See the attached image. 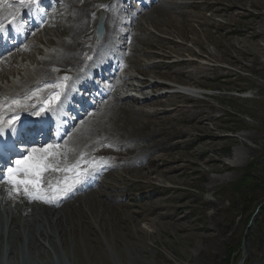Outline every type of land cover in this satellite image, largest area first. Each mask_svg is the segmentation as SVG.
Segmentation results:
<instances>
[{
  "label": "rangeland",
  "instance_id": "rangeland-1",
  "mask_svg": "<svg viewBox=\"0 0 264 264\" xmlns=\"http://www.w3.org/2000/svg\"><path fill=\"white\" fill-rule=\"evenodd\" d=\"M128 1L126 7L118 3L125 9V20L119 21L118 32L111 31L120 33L117 40L124 42L121 51L127 53L123 59L130 67L122 75L136 76H122L124 83L134 79L130 83L149 82L157 88L155 82L162 80L175 83L176 92L166 93L168 97L159 98L155 105H145L132 96L124 99L129 94L110 88L123 99L116 97L109 116L94 120L78 148L60 147L61 137L40 144V148L54 146L47 153H35L48 155L52 165L41 176L39 192L32 185L12 183L24 193L27 189L32 202H36L34 196L41 197L39 207H47L45 198H57L60 189L71 185L73 176L93 163L101 164L105 175L99 186L88 179L90 188L79 189L76 198L57 207L65 238L42 240L41 252L35 251L31 258L29 251L26 256L41 264H71L73 260L76 264H264V207H260L264 205V0H169L171 7L155 0L137 15L141 0ZM96 9L107 10L98 5L87 14L86 30L97 41L99 13L106 18L107 12ZM63 18L48 20L52 24L40 29L38 38L45 42L51 35L61 44L65 35L57 33L56 25L71 27L70 17ZM121 21L124 24L119 27ZM37 36L27 42L31 44ZM36 47H26L36 55L35 66L42 61L37 58L42 51ZM15 60L18 66L12 69L1 66L6 68V87L21 82L23 71L20 75L17 71L22 61ZM94 79L102 85L101 78ZM181 85L203 95L191 97L176 87ZM148 93L144 88L140 94ZM175 130H182L181 134L167 133ZM25 137L20 136L14 147L25 149ZM27 142L24 154L32 155L34 143ZM12 160L15 154L7 167H15L9 166L15 164ZM216 177L222 180L214 181ZM92 189L98 193H89ZM0 214L5 223L7 214L3 210ZM0 257L2 264H10L11 259L1 252Z\"/></svg>",
  "mask_w": 264,
  "mask_h": 264
},
{
  "label": "bare ground",
  "instance_id": "bare-ground-1",
  "mask_svg": "<svg viewBox=\"0 0 264 264\" xmlns=\"http://www.w3.org/2000/svg\"><path fill=\"white\" fill-rule=\"evenodd\" d=\"M154 1L155 0H149V2H144L145 4H142L141 8L149 6ZM158 1V3H161L163 5L162 7H171L173 5V2L169 0ZM126 2L127 0H46L41 2V4L44 6V19L37 21L36 24L33 25V29L28 33V36L30 35L32 36V38H34L37 36L40 29H48V26L52 23H46L47 19L52 20L54 18L58 19L60 17L62 19V16H64V18L70 17L69 20H71V27L66 29L61 25H56L57 33L59 32L60 35H65V39L61 42V44H58L59 49L57 48V54L54 53L52 55V58H49L47 60L40 58V60L42 61L39 62V65L42 66L38 69L34 65V62L36 61L35 53H31L32 51L30 52V50L26 48L27 46L31 45L36 47L38 43L43 44V42L40 40L41 38L39 39L38 36L34 42H31V44H26L27 39L25 38L18 39L15 43L9 45L6 51L0 53L1 61L10 58L9 61H4V63L2 64L0 62V101H2L0 104V111H3V114L5 112L7 114L4 117L2 116L3 114L0 115V129H2V131H0V143H2L0 147L5 146V149H7V147L10 146L8 142H10V140L18 139L20 137V134L31 135L32 133H35L36 135L37 129L40 130L41 126L46 123L50 124L51 127L57 126V122L53 120V116L55 114H60V108L65 104L67 97L71 96L74 99H76L77 97V93L71 90L69 83H60L58 81L57 75H60L62 77L71 75L72 78L79 83L81 82V80L79 79L80 75L81 77H84L86 82H88V75L85 72L96 75L97 71L93 69V71L91 72L89 66L86 63L87 59H91L92 61H94L96 66L100 70H104L109 73V77L112 78L111 83L106 82L105 85L101 87L102 94L98 97L99 99L95 102V104L93 106H90L87 111L84 110L85 101L84 98L82 99V102L79 104V108L81 111H83V119L80 120V118H77L75 125L68 128V134L66 135L67 132L65 133L66 137H64L65 139H63L60 147H64L66 149L67 145H73V150H75L76 148H78L77 146L88 137V134H90L89 131L92 125H94V120L96 119V122L101 117H107L110 109L113 108L114 104L117 102V98L112 97L108 93L109 89L116 88L117 90L122 91L124 88H127V86H129V84L124 83V77L120 75L118 76V70L115 69L110 71L109 69H111V66L103 65V62H109L106 52L113 53L115 57H113V59H117L121 67L127 64L123 59L125 57V54H127L126 50L121 51V49L124 48V42L115 39L110 34L111 31H119L115 29L118 28V23L123 18L125 9L123 7L119 8L118 3H122V6H124ZM98 5L105 6L107 10L105 12H107V16L106 18L104 17L103 36L98 41H94L91 34H89L86 30L87 23L90 19L89 17H87V14H89V12L91 11V7H93L94 9V7ZM69 8H71L70 13ZM33 9V0H0V26L4 23L5 20L14 18L16 15L24 14L28 10ZM66 20H68V18ZM129 32L130 31H127L126 34H129ZM50 36H48L49 38H47L45 42L54 43L55 40ZM0 43H2L1 40ZM36 48L38 49V47ZM125 48H128V46H126ZM46 50L55 52L54 50L52 51L50 49ZM12 53L15 54L14 57H12ZM25 55H27V57H24ZM15 59H19L22 61L19 65L23 66H19L20 69H18L17 74L20 75V71H23V74H21L20 76V81L25 85L23 88L13 85H9V87H6L4 85L3 78H6L7 75L4 73L3 69H6L5 67L8 68L10 66V68L12 69L13 65L16 66L17 61ZM33 75H37L36 80L31 78ZM130 77L135 78V76L133 75H130ZM116 84H119V86H116ZM150 86H154V84L151 83ZM89 87V95L94 97L96 86L91 84L89 85ZM136 88H139V86H137ZM185 88L187 89H180V91H184L185 94H188L191 97L203 95L200 90L190 89L189 87ZM140 89L143 90L144 88L140 87ZM131 96L132 95H129L127 97H120L122 99L123 97L124 99H127L132 98ZM161 97L167 98L168 95L158 94L155 95V97H152L154 98L153 100H150V98H144L142 101L146 102L145 105H155L159 103L158 100ZM154 117L158 116L154 115ZM32 119L35 120L34 122H32L33 125H31L30 127L29 121H31ZM63 119H67V117L63 116ZM24 123H26L27 127L21 126L22 128L20 130V134L16 133L10 138L4 136V131L10 130L14 126L17 129L20 124L24 125ZM51 127L49 129H51ZM181 131L182 130H175L173 132L167 133H171V135L175 137L179 136L181 134ZM152 134L154 133H149L150 137L153 136ZM56 136V139H58L59 137L64 136V134L63 132H59ZM49 137L50 136L46 131L41 143L51 142V138ZM31 143H34V146L30 150L31 152H33V149L41 152H45V150L50 151L53 150L52 146H54L52 144H49L48 146H44L45 148H40V144H37L33 141ZM13 151L17 153L16 150ZM26 151H28V149H25L22 153H25ZM36 153L38 154V152ZM26 156H29V154ZM4 158L5 159L3 160V162L6 160L5 156ZM232 163L233 164H230L231 166L236 164L235 161H233ZM123 165H127V161H124ZM128 166L126 168H128ZM14 168H16V166L11 168L8 167V169L0 175V213L1 210H3V213L5 212L7 214V220L5 223L2 222V214H0V252L6 257V259H11L13 261L11 262L10 260V264H19V262L20 264H41L36 260H30L29 256L31 257V255L34 254L35 251L37 253L41 252V250L44 248L43 246L45 243H43V241H53L55 240V238H57L58 240L60 239L61 241L63 238H65L62 233V229L60 228L62 215L57 207L61 206L66 201L69 202V199L72 196L76 198L79 189L86 190L90 188L91 186L87 182L88 179L92 178L93 182L96 183L95 186L98 185L102 181L105 175V171H100L101 164H91L87 170H83L82 172H80V175L73 176L71 191H68L63 195H61L60 192L57 193L56 197L61 198L62 201H58L57 198H55L54 200L45 198L44 202H48L47 207H39L40 204L38 201H40V198L34 196V201L36 202H32V199H30L26 193H24L22 190H19L16 186L12 185L13 182L10 181L9 178L11 174L16 173L14 171ZM9 169H12L13 172L9 173ZM15 176L20 178L23 176V174L19 173ZM219 179L222 180V178L216 177L214 181H217ZM94 189L90 190L89 193H98V189ZM86 193L82 197L87 196ZM30 220L32 221L31 224H29ZM46 222L48 223V229H46ZM53 227L55 228L53 229ZM29 251H31V253ZM4 252L6 254H4ZM28 253H30L29 256H26V254ZM72 263L76 264L74 260L72 261ZM0 264H2L1 257ZM46 264L51 263L47 261Z\"/></svg>",
  "mask_w": 264,
  "mask_h": 264
},
{
  "label": "snow or ice",
  "instance_id": "snow-or-ice-1",
  "mask_svg": "<svg viewBox=\"0 0 264 264\" xmlns=\"http://www.w3.org/2000/svg\"><path fill=\"white\" fill-rule=\"evenodd\" d=\"M0 131H2V129H0ZM36 152L37 150L33 149L32 155L26 156L22 160L16 161L17 168L15 169V172L17 174L23 173V178L17 179L15 175H11L9 179L10 181L17 184H22L25 186L32 185L37 190V192H39L41 176L45 171L51 168L52 165L47 162L49 159L48 155L36 156L34 155ZM45 153H47V150H45ZM55 170L59 171L60 169L56 168ZM12 172L13 170L9 169V173ZM71 187L72 186L69 185L66 188L60 189V194L63 195L66 192L71 191Z\"/></svg>",
  "mask_w": 264,
  "mask_h": 264
},
{
  "label": "water",
  "instance_id": "water-1",
  "mask_svg": "<svg viewBox=\"0 0 264 264\" xmlns=\"http://www.w3.org/2000/svg\"><path fill=\"white\" fill-rule=\"evenodd\" d=\"M98 28H99V31L102 30V19L100 20L99 24H98Z\"/></svg>",
  "mask_w": 264,
  "mask_h": 264
},
{
  "label": "trees",
  "instance_id": "trees-1",
  "mask_svg": "<svg viewBox=\"0 0 264 264\" xmlns=\"http://www.w3.org/2000/svg\"><path fill=\"white\" fill-rule=\"evenodd\" d=\"M244 90V89H243ZM260 207H262V209H263V207H264V205L263 204H261V206Z\"/></svg>",
  "mask_w": 264,
  "mask_h": 264
}]
</instances>
